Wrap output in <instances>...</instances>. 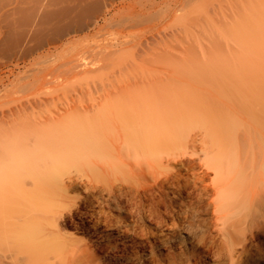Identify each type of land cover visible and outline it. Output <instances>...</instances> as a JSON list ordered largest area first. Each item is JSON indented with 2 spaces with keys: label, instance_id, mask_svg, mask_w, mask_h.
Segmentation results:
<instances>
[{
  "label": "bare ground",
  "instance_id": "6f19581e",
  "mask_svg": "<svg viewBox=\"0 0 264 264\" xmlns=\"http://www.w3.org/2000/svg\"><path fill=\"white\" fill-rule=\"evenodd\" d=\"M192 2L0 0V264H200L182 238L163 233L147 241L83 216L74 226L91 241L80 240L59 227L64 212L49 229L40 200L72 201L69 191L82 184L60 172L67 164L95 179L173 181L198 191L214 218L209 245L200 234L195 243L206 258L243 264L262 242L264 40L244 29L263 42L249 45L251 59L221 45L229 54L220 59L192 44L177 53L163 40L168 20ZM114 19L118 36L104 43ZM92 27L83 40L72 38ZM128 49L131 59L118 63ZM73 78L92 83L75 99L60 96L55 87Z\"/></svg>",
  "mask_w": 264,
  "mask_h": 264
},
{
  "label": "rangeland",
  "instance_id": "374dc122",
  "mask_svg": "<svg viewBox=\"0 0 264 264\" xmlns=\"http://www.w3.org/2000/svg\"><path fill=\"white\" fill-rule=\"evenodd\" d=\"M239 7L241 10L240 15H238L237 11ZM117 8H120L119 4L116 6V9ZM114 11L112 10L109 14L102 17L99 21V26H103L105 24L104 19H109ZM215 17H221L223 21L218 22ZM118 20L119 19H114L115 22H112L113 28L110 27L102 33L103 37L100 38V40L103 42L105 40L104 43H111L114 37L118 36V34L116 35L115 33L118 30ZM170 20H168L169 23H167L171 24V28H168L169 30L165 33L166 38L164 37L163 40H165V42L168 41L169 45H167L173 49L175 48L177 53L182 52L178 49L188 47L189 45L191 46L192 44L196 50L212 48V52L210 53L211 57L220 59L229 54H226L229 47H231L230 49L235 47V50L236 48L243 50L234 52V54L251 59L255 57L256 54L248 47H250L255 40L256 43L258 42V46L262 44L264 40V0H244L243 5L235 4V0H221V4H219L218 0H193L191 5L177 12V19ZM237 22H241L243 27H238ZM115 26L116 28H114ZM247 27L251 30V33H253L252 30H255V33L257 31L260 35L262 34V41H258L255 34L246 33L248 31L244 29ZM94 29L95 28L92 27V29L72 36V38L83 40V37L89 36ZM134 29L140 30L141 27H136ZM134 29L133 31H135ZM169 33L171 35H169ZM172 38H174V40ZM170 39L172 41H170ZM247 42L248 44H246ZM218 45H221V48L225 47L227 51L225 52V50H223L225 53L219 51ZM259 47L264 49V45H260ZM251 51L253 53H251ZM39 53L40 54L37 56L40 57V55L42 56L47 53V50H41ZM200 53L202 55V52ZM200 53L197 54L200 55ZM122 55L124 56H121V60L118 59L120 61L117 60L118 63L130 60L133 56V52L128 49ZM20 67L23 69V65ZM15 70L18 71V69ZM88 83H92V80L73 78L55 87V89L58 88L56 89L57 92L60 89V93L58 92L60 96H67L68 98L71 97L75 99V94H79V88L85 87ZM75 89L77 92L74 91ZM71 91H73L72 93L74 94H72ZM0 95H2V93H0ZM63 166H60V168L63 167L60 169L61 173L64 175L65 173H72L71 175L75 177L78 175L77 177L82 178V184L69 191L68 196L70 195L69 197H72V201H70L71 199L68 200L69 202L66 199H64V201L60 197H54V200L53 198L46 201L40 200V206H44V209L48 210L46 212H49L47 214V222H49L47 226L49 229L52 227L51 224L55 223V217L64 212L66 218L64 221H59V227L64 232H75V237H79L80 240L91 241L89 236L78 234L77 231L79 227L77 228L74 226L75 224H79V219L84 216L93 223H98L101 229H105V226L108 225L118 226L122 231L127 232L132 237L140 236L147 241H150L152 235L156 233L174 236L177 239L179 238L178 240L182 238L185 242L184 247H186L183 249H187L190 253H195L193 262L199 260L198 263L200 264H226L224 258H219L220 261L218 259L217 261L212 260L214 258L211 257V259L206 258L204 256V248L206 247H199L195 244L196 240L201 237L205 238L207 244L214 237V224H212L214 223V218H212V213H210L211 208L209 202L200 196L198 191L189 190L191 192H185V190H180L173 185V181H164L163 183L157 184L150 180L147 183H137L127 179V181H129L128 183L127 181L125 182L122 177L108 175L99 176L95 179L91 171L85 167L82 169L72 164ZM175 189L178 190L176 191ZM73 202L75 206L72 208L71 214H68V209H70V205H73ZM199 234L203 236L200 237ZM198 235L199 238L197 237ZM208 236L211 238L208 239ZM191 240L194 241L192 245L189 244ZM262 242H264V239H262ZM262 242L256 243L252 248L251 254L244 259L243 264H264L262 260L264 257V243ZM252 253L254 254L253 256ZM262 254L263 256H261ZM98 255L99 257H103V254L99 253ZM107 263L120 264V261L110 260L107 261Z\"/></svg>",
  "mask_w": 264,
  "mask_h": 264
}]
</instances>
